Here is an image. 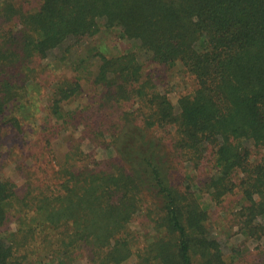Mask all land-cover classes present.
Masks as SVG:
<instances>
[{
    "label": "trees",
    "instance_id": "trees-1",
    "mask_svg": "<svg viewBox=\"0 0 264 264\" xmlns=\"http://www.w3.org/2000/svg\"><path fill=\"white\" fill-rule=\"evenodd\" d=\"M110 28L135 48L71 57ZM233 234L264 239V0H0V264H239Z\"/></svg>",
    "mask_w": 264,
    "mask_h": 264
},
{
    "label": "rangeland",
    "instance_id": "rangeland-1",
    "mask_svg": "<svg viewBox=\"0 0 264 264\" xmlns=\"http://www.w3.org/2000/svg\"><path fill=\"white\" fill-rule=\"evenodd\" d=\"M71 42L73 41L69 40L64 45H66L67 43L70 44ZM64 45L62 47H64ZM129 45L131 46L130 49H134L136 46L134 42H130L124 39L121 36L118 28H110L100 33L96 37L93 38L86 37L81 39L79 42L75 43L72 48L71 57H75V58L84 57L88 53H95V52H103L105 54H118L121 53L122 51H126L127 49H129ZM62 50L63 49L61 48L56 49L52 57L65 56ZM139 54L144 55V53L142 52H139ZM98 64H99L98 60L94 59V61L90 63V66L91 68L96 70ZM79 71L85 78H87L88 74L86 73L85 70L83 71V69L80 68ZM174 80L176 79L172 80V86H174L175 84ZM84 84L86 85L87 83L85 82ZM170 97L173 100V102L176 103L177 92L172 91L170 93ZM9 173L11 172L9 171ZM12 176L13 177L17 176L14 171L12 172ZM133 225L136 224L134 223ZM221 229L222 230L220 231H216V233L218 232L219 235H224L223 232L221 231H223V229H226V227L221 226ZM222 237L224 241L223 242L224 248L227 249L228 251H230L232 248H234L235 251H237L236 249H240V248L244 250L246 245L250 247L249 251L251 250L252 254L249 257L239 259L240 260L239 264H264V239L260 242L261 248H259L257 246L258 241L245 238V236L241 234H233L229 239L225 238L224 236ZM46 264H51V263H46ZM77 264H91V263H84V261H82V262H78ZM122 264H144V263H141L140 261H136V259L132 256Z\"/></svg>",
    "mask_w": 264,
    "mask_h": 264
}]
</instances>
